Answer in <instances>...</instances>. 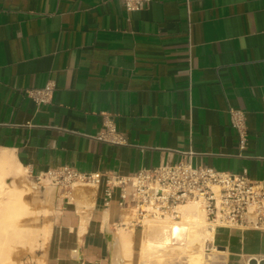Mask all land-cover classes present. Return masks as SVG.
I'll use <instances>...</instances> for the list:
<instances>
[{
  "label": "crops",
  "instance_id": "crops-1",
  "mask_svg": "<svg viewBox=\"0 0 264 264\" xmlns=\"http://www.w3.org/2000/svg\"><path fill=\"white\" fill-rule=\"evenodd\" d=\"M232 110L244 112V148ZM105 120L124 142L99 137ZM0 148L31 178L62 165L127 175L193 151L196 165L263 180L264 0L135 11L121 0H0ZM84 186L91 208L62 197L46 251L23 264L124 263L119 233L135 225L119 190L106 206L103 185ZM214 244L226 264H245L264 256V230L218 226Z\"/></svg>",
  "mask_w": 264,
  "mask_h": 264
},
{
  "label": "built area",
  "instance_id": "built-area-1",
  "mask_svg": "<svg viewBox=\"0 0 264 264\" xmlns=\"http://www.w3.org/2000/svg\"><path fill=\"white\" fill-rule=\"evenodd\" d=\"M151 0H121L127 10H142ZM52 86L33 90L36 102L47 100ZM244 112L232 110L231 123L239 132V146L244 148L247 132L243 128ZM100 138L124 142L112 120H105ZM193 151L188 158L143 168L127 175L103 172H83L69 165L50 168L37 176L63 188L73 184L103 185L104 203L108 206L119 190V205L132 216L130 222L142 224L146 216H178L179 206L198 201L209 223L228 228L264 230V179H254L245 171L235 173L218 170L206 164H194ZM260 264L264 256H249Z\"/></svg>",
  "mask_w": 264,
  "mask_h": 264
},
{
  "label": "bare ground",
  "instance_id": "bare-ground-1",
  "mask_svg": "<svg viewBox=\"0 0 264 264\" xmlns=\"http://www.w3.org/2000/svg\"><path fill=\"white\" fill-rule=\"evenodd\" d=\"M24 170L23 165L16 160L11 151L3 149L0 151V197L3 196L6 200L5 208L0 209V219H2L0 224L6 227L3 233L0 232V264L7 262L10 255L6 253L8 252L6 249L10 247L9 243H7L9 245L5 244L8 240L17 239L19 243L29 244L34 248L45 244L51 234L50 226L39 232L28 230L25 224L21 223L34 212L26 201V195L31 193L32 187L22 189L14 180L22 178ZM11 177L14 179L7 181V178ZM178 212L177 217L180 219H175L171 214L147 216L144 219L147 235L141 244L142 258L154 256L162 262V256L177 254L184 255L187 264H216L214 257L228 254L227 250L218 248L214 244L218 226L209 223L207 214L198 201L181 204ZM119 240L124 258L123 264H131L129 260L133 255L132 229H121ZM208 247L213 252H207Z\"/></svg>",
  "mask_w": 264,
  "mask_h": 264
},
{
  "label": "rangeland",
  "instance_id": "rangeland-1",
  "mask_svg": "<svg viewBox=\"0 0 264 264\" xmlns=\"http://www.w3.org/2000/svg\"><path fill=\"white\" fill-rule=\"evenodd\" d=\"M0 151L1 148H0ZM14 178H7V181H12ZM15 183L22 189L32 187L31 193L26 195V201L31 206L30 208L34 211L31 215H29L25 221L23 220L21 223L25 224L26 229L31 231H39L47 226L53 229V224L56 218L59 215L58 204L61 201V198L69 199L72 196L74 200L77 202L80 208H83L84 205L91 208L92 204L89 202L86 204L85 199L87 198V191L92 190L90 186H84L80 184H73L71 186L60 188L48 180L38 181L37 178H31L28 176L27 172L24 170V176L22 178H15ZM89 188V189H88ZM88 189V190H87ZM86 191V192H85ZM75 192H80L82 194L80 197H75ZM86 193V194H85ZM64 195H67L64 197ZM2 198V199H1ZM4 203H3V202ZM3 196L0 197V209L5 208L6 202ZM4 205V206H3ZM3 206V207H2ZM2 207V208H1ZM1 214V213H0ZM147 217V216H146ZM145 217V218H146ZM175 219H180V217L173 216ZM29 218V219H28ZM132 216H128L127 220L130 221ZM144 218V219H145ZM144 219L142 220V224L131 226L132 232L134 234V256H133V264H187V259L184 255H170V256H162V262H159L157 257L149 256L147 258H142L140 254L141 244L144 238L147 235V230L144 225ZM2 219H0V222ZM3 229H6L4 225L0 224V232L3 233ZM52 232V231H51ZM41 239L40 237L38 238ZM11 241V242H10ZM10 244L6 250L8 252V260L3 264H23L25 262L31 261L37 256L44 253L47 249V243L39 245L37 247L32 248L29 244H21L17 239H11L6 242ZM13 246V247H12ZM9 249V250H8ZM213 252L211 248H207V252ZM11 257V259L9 258ZM132 259V257H131ZM131 259L129 262L131 263ZM216 264H226V262L222 259L223 256L214 257ZM11 261V262H10ZM246 264V262H245Z\"/></svg>",
  "mask_w": 264,
  "mask_h": 264
},
{
  "label": "water",
  "instance_id": "water-1",
  "mask_svg": "<svg viewBox=\"0 0 264 264\" xmlns=\"http://www.w3.org/2000/svg\"><path fill=\"white\" fill-rule=\"evenodd\" d=\"M251 264H256L257 261L255 258H253L251 261H250ZM260 264H264V259L261 260Z\"/></svg>",
  "mask_w": 264,
  "mask_h": 264
}]
</instances>
